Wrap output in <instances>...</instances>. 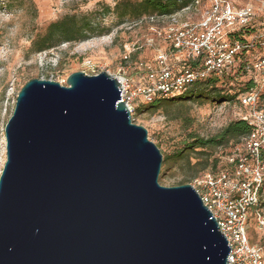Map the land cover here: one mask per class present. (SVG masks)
Returning <instances> with one entry per match:
<instances>
[{"label": "water", "instance_id": "obj_1", "mask_svg": "<svg viewBox=\"0 0 264 264\" xmlns=\"http://www.w3.org/2000/svg\"><path fill=\"white\" fill-rule=\"evenodd\" d=\"M107 72L31 79L4 128L0 264H227L230 247Z\"/></svg>", "mask_w": 264, "mask_h": 264}, {"label": "built area", "instance_id": "obj_2", "mask_svg": "<svg viewBox=\"0 0 264 264\" xmlns=\"http://www.w3.org/2000/svg\"><path fill=\"white\" fill-rule=\"evenodd\" d=\"M258 3L255 10L236 0H194L171 16L143 18L131 25L166 24L156 33L167 43L166 51H158L152 62L135 63L131 76L127 71L138 48L124 45V66L106 71L121 86V102L130 115L137 104L176 97L198 82L243 75L247 86L236 98L237 120L247 124L248 133L232 146L225 169L190 184L230 247L227 264H264L263 248L248 235L252 220L264 232V0ZM242 28L251 30L237 35Z\"/></svg>", "mask_w": 264, "mask_h": 264}, {"label": "rangeland", "instance_id": "obj_3", "mask_svg": "<svg viewBox=\"0 0 264 264\" xmlns=\"http://www.w3.org/2000/svg\"><path fill=\"white\" fill-rule=\"evenodd\" d=\"M236 2L241 7L251 5L258 9V0ZM114 4L115 0H0V174L5 163L4 128L12 116L17 94L26 82L43 79L65 85L67 77L75 72L88 76L107 70L115 72L124 66L120 61L124 45L138 48L131 55L127 71L134 76L135 63L152 62L158 51H166L167 43L156 34L166 27L164 22L121 25L112 12ZM66 15H75L79 21L87 19L98 34L86 41L62 42L50 50L35 53L32 42L45 33L50 23ZM100 29L107 32L99 35ZM141 105L135 106L131 120L146 129L148 140L158 147L162 157H169L189 134L205 139L217 135L237 120L240 111L235 101L229 104L173 102L154 112ZM232 145L230 142L214 150H204L200 156L202 162L196 167H192L198 161L195 154L189 157L190 167L185 162H170L168 169L161 166L159 185L191 184L193 179L206 173L220 172L227 167ZM214 159L217 162L212 167ZM248 235L252 243L264 250V232L256 228L253 220L248 223Z\"/></svg>", "mask_w": 264, "mask_h": 264}, {"label": "trees", "instance_id": "obj_4", "mask_svg": "<svg viewBox=\"0 0 264 264\" xmlns=\"http://www.w3.org/2000/svg\"><path fill=\"white\" fill-rule=\"evenodd\" d=\"M194 0H115L112 12L116 16L119 23L133 24L143 18L171 16L182 9L190 6ZM110 9L107 8V11ZM251 28H242L237 35L244 31L248 33ZM107 32L100 29L99 35ZM98 32L87 19L79 21L75 15H66L61 20L50 23L45 33L36 38L32 42V49L35 53L50 50L60 43H78L90 39ZM239 37V36H238ZM243 75L241 73H234L233 75L224 76L222 81L206 80L198 82L194 86L184 90L180 95L168 99L155 98L153 101L142 104L140 107L148 111H158L164 104H171L173 102L181 103H202L205 101L220 102L229 104L236 102L237 96L244 90L247 83L242 81ZM139 107V108H140ZM248 126L245 122L236 120L229 123L217 135L210 138H201L189 134L180 147L169 156H163V167L168 169L169 163H181L190 167L189 157L196 155L195 162L192 167H196L202 162L200 158L204 155V150H214L219 147L228 145L230 142L232 146L236 144L238 139L248 133ZM200 150V151H197ZM207 161V159H206ZM216 159L212 160V167L216 165ZM207 163V162H206Z\"/></svg>", "mask_w": 264, "mask_h": 264}]
</instances>
